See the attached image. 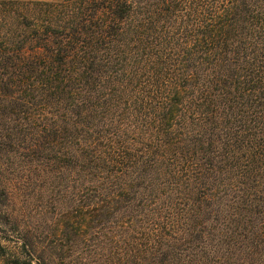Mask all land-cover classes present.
Wrapping results in <instances>:
<instances>
[{"label":"trees","instance_id":"trees-1","mask_svg":"<svg viewBox=\"0 0 264 264\" xmlns=\"http://www.w3.org/2000/svg\"><path fill=\"white\" fill-rule=\"evenodd\" d=\"M0 264H264V0H0Z\"/></svg>","mask_w":264,"mask_h":264},{"label":"rangeland","instance_id":"rangeland-1","mask_svg":"<svg viewBox=\"0 0 264 264\" xmlns=\"http://www.w3.org/2000/svg\"><path fill=\"white\" fill-rule=\"evenodd\" d=\"M18 1H51V2H60L61 0H18ZM20 203L21 201H17L15 203V206H17V209H20ZM36 207V208H35ZM25 214L27 215L28 214V221L29 222H32L35 226H39L41 229L43 226V221L41 220L42 219V214H44V218L45 217H48L50 218L51 217V214H46V211L47 209H45L46 207H44L42 204H38L37 206L33 205L30 207L32 210V217L30 218V211H28L29 209L27 207H22ZM41 212H43L41 214ZM39 213V214H38ZM46 214V215H45ZM54 229H55V226H54Z\"/></svg>","mask_w":264,"mask_h":264}]
</instances>
